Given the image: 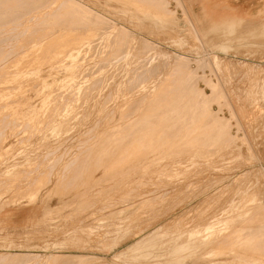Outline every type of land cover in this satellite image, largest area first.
<instances>
[{
	"label": "rangeland",
	"instance_id": "1",
	"mask_svg": "<svg viewBox=\"0 0 264 264\" xmlns=\"http://www.w3.org/2000/svg\"><path fill=\"white\" fill-rule=\"evenodd\" d=\"M14 1L0 264H264V0Z\"/></svg>",
	"mask_w": 264,
	"mask_h": 264
},
{
	"label": "bare ground",
	"instance_id": "2",
	"mask_svg": "<svg viewBox=\"0 0 264 264\" xmlns=\"http://www.w3.org/2000/svg\"><path fill=\"white\" fill-rule=\"evenodd\" d=\"M13 1H14V0H13ZM20 1H21V0H20ZM14 2H16V1H14ZM39 2H40V1H39ZM39 2H38V3H39ZM51 2H52V1H51ZM63 2H64V1H63ZM75 2H76V1H75ZM24 3H25V2H24ZM24 3H22V4H24ZM28 3H29V2H28ZM30 3H31V2H30ZM33 3H34V1H33ZM41 3H42V2H41ZM48 3H49V2H48ZM3 4H4V3H3ZM16 4H17V3H16ZM16 4H15L14 6H16ZM26 4H27V3H26ZM46 4H47V3H46ZM49 4H50V3H49ZM52 4H53V3H52ZM67 4L69 5V3H67ZM71 4H72V3H71ZM76 4H77V3H75V5H76ZM17 5H19V4H17ZM27 6H28V5H27ZM1 7H3V6H1ZM4 7H6V6L4 5ZM21 7H22V5L20 6V8H21ZM31 7H32V5H31ZM41 7H42V6H41ZM77 7H79L78 4H77ZM10 8H11V7H10ZM17 8H18V7H17ZM68 8H69V6H68ZM3 9H4V8H3ZM6 9H8V8L6 7ZM14 9H15V7H14ZM14 9H13V10H14ZM31 9H32V8H31ZM81 9H82V7H81ZM83 9H85V8H83ZM29 10H30V9H29ZM44 10H45V9H43V11H44ZM69 10H70V9H69ZM8 11H9V10H8ZM18 11H19V10H18ZM81 11H82V10H81ZM4 12H5V11H4ZM29 12H30V11H29ZM69 12H70V11H69ZM86 12H88V10H86ZM165 12H166V11H165ZM2 13H3V12H2ZM9 13H10V15H11V12H9ZM9 13H8V14H9ZM12 13H13V12H12ZM71 13H73V12H71ZM71 13H70V14H71ZM75 13H76V12H75ZM79 13H80V12H79ZM82 13H83V11H82ZM82 13H81V14H82ZM89 13H90V11H89ZM15 14H16V13H15ZM20 14H21V13H20ZM29 14H30V13H29ZM48 14H49V13H48ZM94 14H95V13H93V15H94ZM0 15H2V14L0 13ZM3 15H5V14H3ZM13 15H14V14H13ZM18 15H19V14H18ZM68 15H69V14H68ZM68 15H67V16H68ZM73 15H75V14L73 13ZM73 15H72V16H73ZM83 15H84V14H82V16H83ZM95 15H96V14H95ZM7 16H8V15H7ZM43 16H44V15H43ZM82 16H81V17H82ZM85 16H86V14H85ZM87 16H88V15H87ZM87 16H86V17H87ZM89 16H92V15L89 14ZM2 17H3V16H2ZM2 17H1V18H2ZM20 17H21V16H19V18H18V16H17L16 18L20 19ZM28 17H29V16H28ZM28 17H27V19H28ZM47 17H48V16H47ZM47 17H46V18H47ZM78 17H80V16H78ZM100 17H102V16H100ZM103 17H104V16H103ZM4 18H5V17H3V19H4ZM9 18L11 19V17H9ZM9 18L6 17L5 19H7V21H8ZM23 18H24V16H23ZM44 18H45V16H44ZM48 18H49V17H48ZM82 18H83V17H82ZM3 19H2L1 22H0L1 24L4 23ZM14 19H15V18H14ZM14 19H13V20H14ZM25 19H26V18H25ZM58 19H60V18H58ZM76 19H77V18H76ZM89 19H90V21H91V18H89ZM101 19H102V18H101ZM78 20H79V19H78ZM83 20H84V19H83ZM92 20H93V19H92ZM2 21H3V23H2ZM14 21H15V20H14ZM17 21H18V20H17ZM17 21H16V22H17ZM29 21H30V20H29ZM38 21H39V20H38ZM43 21H44V20H43ZM45 21H46V20H45ZM53 21H54V19H53ZM106 21L108 22V20H106ZM106 21H105V23H107ZM168 21L171 22L170 19H169ZM8 22H9V21H8ZM8 22H5V24H7ZM16 22H15V23H16ZM23 22H24V21H23ZM97 22H98V21H97ZM9 23H11V22H9ZM15 23H14V24H15ZM24 23H25V22H24ZM105 23H104V26H105ZM5 24H4V25H5ZM42 24H43V23H42ZM47 24H48V23H47ZM56 24H57V23H56ZM108 24H109V23H108ZM9 25H10V24H9ZM38 25H39V24H38ZM43 25H44V24H43ZM51 25H52V23H51ZM16 26H17V25H16ZM51 28H52V27H51ZM104 28H105V27H104ZM169 28H170V27H169ZM34 29H35V28H34ZM45 29H46V28H45ZM105 29H106V28H105ZM11 30H12V29H11ZM14 31H15V30H14ZM38 31H39V30H38ZM33 32H34V31H33ZM37 33H38V32H37ZM11 34H12V33H11ZM79 34H80V33H79ZM18 35H19V33H18ZM18 35H17V36H18ZM23 35H24V34H23ZM50 35H51V34H50ZM1 36H2V35H1ZM14 37H16V35H15ZM0 39H1V38H0ZM10 39H11V38H10ZM10 39H9V40H10ZM39 39H40V38H39ZM13 40H14V39H13ZM76 41H77V40H76ZM2 42H3V40H2ZM6 42H7V41H6ZM0 43H1V42H0ZM2 44H3V43H2ZM224 48H225V47H224ZM228 49H229V48H228ZM56 50H57V49H56ZM64 50H65V49H64ZM225 50H226V49H225ZM30 51H31V50H30ZM47 52H48V51H47ZM54 52H55V51H54ZM56 52H57V51H56ZM31 53H32V52H31ZM31 53H30V54H31ZM10 55H11V53H10ZM26 55H27V54H26ZM54 55H55V54H54ZM10 57H11V56H10ZM53 57H54V56H53ZM4 61H5V60H4ZM177 62H178V61H177ZM177 62H176V63H177ZM210 63L214 64L212 61H211ZM1 72H2V71H1ZM194 72H195V70H194ZM2 74H3V73H2ZM193 76H194V75H193ZM190 77H191V76H190ZM200 77H201V76H200ZM203 78H204V77H203ZM195 79H196V78H193V80H195ZM200 80H201V79H200ZM187 81H189V79H188ZM190 81H191V78H190ZM190 81H189V83H190ZM198 81H199V80H198ZM195 82H196V81H195ZM185 83H187V82H185ZM192 83H193V82H192ZM190 86H191V84H190V85H189V84H187V85L185 84V86H183V88L185 87V88L188 89L189 91H191V90L196 91V90H197V89H192ZM193 86L196 88V86L194 85V83H193ZM193 86H192V87H193ZM156 93H157V92H156ZM196 93H198V92H196ZM199 93H200V92H199ZM199 93H198V94H199ZM201 99H202V98H201ZM200 101H201V103L199 102L198 105H200V107L202 108V107L204 106V104H202L203 99L200 100ZM204 101H205L204 103H206V99H205V98H204ZM201 104H202L203 106H202ZM130 115H131V114H130ZM3 117H4V116H3ZM6 119H7V118H6ZM145 120H146V119H145ZM2 121H3V120H2ZM2 121H1V122H2ZM3 122H5V121H3ZM132 123H133V122H132ZM147 123H148V122H147ZM147 123H143V124H145V126H146ZM143 124H142V125H143ZM125 125H126V124H125ZM2 127H3V126H2ZM132 128H134V127H132ZM125 129H126V128H125ZM127 130H128V129H127ZM127 130H126V131H127ZM145 130H146V129H145ZM148 130H149V129H148ZM148 130H147V131H148ZM0 131H1V130H0ZM115 131H116V130H115ZM118 131H119V129H118ZM131 131H132V130H131ZM126 133H127V132H126ZM130 133H131V132H130ZM131 134L133 135V132H132ZM131 134H130V135H131ZM227 136H228V135H227ZM168 138H169V137H168ZM215 138H221V137H220V136H217V137H215ZM226 138H227V137H226ZM174 139H175V137H174ZM159 140H160V139H159ZM219 140H221V139H219ZM222 140H224V139H222ZM166 142H167V141H166ZM225 143H226V142H225ZM126 149H127V145H126V148H124V150H126ZM106 158H107V157H106ZM16 167H17V166H16ZM12 172H13V171L9 172V173H8V176L12 175ZM33 195H34L35 197H37L36 193H34ZM249 211H251V210H249ZM117 239H118V238H117ZM200 241H201V240H200ZM206 242H207V241H206ZM178 243H179V242H178ZM203 243H204V242H203ZM177 245H178V244H177ZM189 248H190V247H189ZM14 255H15V254H14ZM17 255H18V254H17ZM141 255H142V254H141ZM125 256H126V255H125ZM10 257H11V256H10ZM117 257H118V256H117ZM71 258H73V257H71ZM75 258H76V257H75ZM77 258H78V257H77ZM27 259H31V258H26V259H24V258H23V259L17 258V259L10 260V261H12V263L14 264V263H17V262H20V261H27ZM33 259H34V258H33ZM239 259L243 262V264H251V262L247 261L246 259H244V258H242V257H239ZM51 260H53V261H55V262L60 261L59 259H54V258H52ZM71 260H74V258L71 259ZM29 261H30V260H28L27 262H29ZM62 261H63V260H62Z\"/></svg>",
	"mask_w": 264,
	"mask_h": 264
},
{
	"label": "crops",
	"instance_id": "3",
	"mask_svg": "<svg viewBox=\"0 0 264 264\" xmlns=\"http://www.w3.org/2000/svg\"><path fill=\"white\" fill-rule=\"evenodd\" d=\"M233 17H234V19L237 18V20H238V18H241V17H244V16L235 17L234 15H229V16H227L226 20H227L228 18H231L232 20H234Z\"/></svg>",
	"mask_w": 264,
	"mask_h": 264
}]
</instances>
